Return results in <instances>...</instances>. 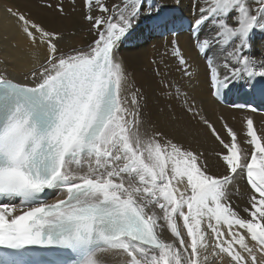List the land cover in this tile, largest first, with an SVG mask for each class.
<instances>
[{
    "label": "snow or ice",
    "instance_id": "snow-or-ice-1",
    "mask_svg": "<svg viewBox=\"0 0 264 264\" xmlns=\"http://www.w3.org/2000/svg\"><path fill=\"white\" fill-rule=\"evenodd\" d=\"M70 5H40L69 31L4 6L12 31L0 36V264H264V128L258 134L247 115L238 133L221 117L226 140L195 89L160 67L153 71L177 108L147 111L146 93L130 84L117 52L141 17L175 37L179 18L169 5L82 0L79 20L76 0ZM191 7L213 96L244 89L264 100V46L257 50L254 39L264 33V0ZM83 22L92 38L68 43ZM176 58L192 82L184 54ZM21 66L22 79L14 74ZM234 107L257 111L254 101ZM191 121L221 146L211 159L182 139Z\"/></svg>",
    "mask_w": 264,
    "mask_h": 264
},
{
    "label": "bare ground",
    "instance_id": "bare-ground-1",
    "mask_svg": "<svg viewBox=\"0 0 264 264\" xmlns=\"http://www.w3.org/2000/svg\"><path fill=\"white\" fill-rule=\"evenodd\" d=\"M46 2V0H0V36H3L5 27L12 31L11 18L7 17L4 11L5 5H18L22 9L27 8L31 11L33 16L37 19H41L51 23L55 27H64L66 31L68 29V22L61 21L54 12L51 10L42 8L40 5ZM54 2V0H53ZM66 8H70V0H64ZM108 4H119L120 0H106ZM159 3L169 5V10L178 17L176 36L169 32L158 34L153 32L149 28L148 21L141 17L139 25L132 31L129 38L123 39L117 56L122 58L128 68V74L130 76V84L134 89H141L146 93L148 99V109L150 113H155L158 110L167 111V106L177 108V101L165 95V90L159 84L160 77L157 76L153 69L160 67L162 72L167 76L168 80H171L174 84H185L188 89H195V95L200 101V106L203 110L202 114L208 116L214 123L221 135L227 140L228 137L225 134L223 128V122L220 119L228 123L238 133L242 131L244 125L242 120L247 115H252L254 119V126L257 128L258 134L262 128H264V112L251 113L250 110H241L233 107L229 102L226 104L220 103L217 98L212 94V84L206 75V62L203 55L198 54L195 46V35L192 29H185V25L189 24L193 18L192 16V4L195 0H180L177 7L175 0H144V7H154ZM82 13V0H76V12L74 17L79 20ZM148 26V29L146 27ZM211 27V26H209ZM88 25L83 22L78 29H70L71 32H76L75 35L70 33L66 35V41L68 43L83 46L92 37L88 33ZM175 39L176 45H172L169 41ZM257 50L264 46V33L257 32L255 37ZM133 41L132 46H127L126 42ZM183 53L185 59L191 65V72L193 75V81L188 82L181 75L179 61L176 58L177 53ZM4 53H0L3 55ZM155 61V63H153ZM25 69L23 66L17 68L14 72L18 78L22 79L20 73ZM240 89H234L232 92H236ZM192 95V92H189ZM185 121H190V117L183 116ZM163 126V125H161ZM167 130V129H166ZM191 135L183 137L186 145H190L192 148H199L205 152L209 158H212V153L215 150H221V146L214 140V138L195 121H191L190 124ZM222 171V169H218ZM238 186L241 189V193H237L233 196L235 205H238V211L244 208L245 197L242 195L245 190L243 180L238 178ZM243 215V213H241ZM166 235H170L167 233ZM112 264H118V259L112 261Z\"/></svg>",
    "mask_w": 264,
    "mask_h": 264
},
{
    "label": "rangeland",
    "instance_id": "rangeland-1",
    "mask_svg": "<svg viewBox=\"0 0 264 264\" xmlns=\"http://www.w3.org/2000/svg\"><path fill=\"white\" fill-rule=\"evenodd\" d=\"M147 21V20H146ZM146 29H148V26L146 27Z\"/></svg>",
    "mask_w": 264,
    "mask_h": 264
}]
</instances>
